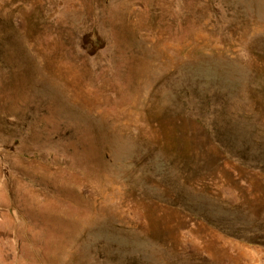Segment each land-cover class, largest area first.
<instances>
[{
  "label": "rangeland",
  "instance_id": "obj_1",
  "mask_svg": "<svg viewBox=\"0 0 264 264\" xmlns=\"http://www.w3.org/2000/svg\"><path fill=\"white\" fill-rule=\"evenodd\" d=\"M0 264H264V0H0Z\"/></svg>",
  "mask_w": 264,
  "mask_h": 264
}]
</instances>
